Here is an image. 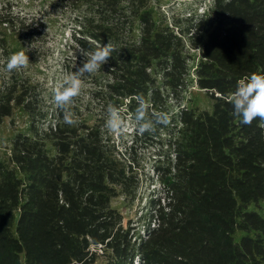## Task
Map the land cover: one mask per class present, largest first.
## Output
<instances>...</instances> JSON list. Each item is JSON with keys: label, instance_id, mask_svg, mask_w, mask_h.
<instances>
[{"label": "trees", "instance_id": "16d2710c", "mask_svg": "<svg viewBox=\"0 0 264 264\" xmlns=\"http://www.w3.org/2000/svg\"><path fill=\"white\" fill-rule=\"evenodd\" d=\"M152 1L54 0L71 13L66 72L77 71L84 52L116 48L84 77L71 106L75 126L47 104L29 67L4 70L24 51L12 45L15 36L38 29L0 13V126L17 113L29 125L0 160V264H264V121L244 125L228 102L238 80L264 74V0H214L183 29V19L158 22ZM191 50L199 56L194 83L213 111L191 105L190 94L171 114L163 99L183 101ZM138 95L151 103L150 116L167 112L173 126L152 133L168 135V154L156 162L163 194L150 200L152 222L139 239L113 205L119 195L135 199L138 172L104 130L107 107L134 116Z\"/></svg>", "mask_w": 264, "mask_h": 264}, {"label": "rangeland", "instance_id": "374dc122", "mask_svg": "<svg viewBox=\"0 0 264 264\" xmlns=\"http://www.w3.org/2000/svg\"><path fill=\"white\" fill-rule=\"evenodd\" d=\"M214 0H153L152 5L156 7L157 21L166 18L169 26L180 22L179 28L183 29L185 20L190 15H200L206 11ZM7 9L8 13L19 14L26 17L29 24L38 31L28 36H15L12 45L30 53L28 67L31 69L32 76L37 77L45 85L44 94L47 104L53 102V90L69 72L63 67L64 59L70 56L64 49L70 42L71 30L68 28L71 17L69 11H59L54 6V0H0V13ZM179 20V21H178ZM70 27V26H69ZM37 33V34H36ZM181 34V30L179 31ZM176 34H178L176 32ZM179 35V34H178ZM11 37V36H10ZM23 41H19L22 40ZM28 42V43H27ZM189 47V46H187ZM190 61L189 67L197 65L199 56L198 52L191 50L188 54ZM194 67L190 69L192 76L187 78L188 92L183 93V101L177 102L173 96H164L163 100H168L169 110L178 112L180 108L186 107V102L190 98L191 105L199 107L201 111L212 113L214 102L210 99L205 91L197 89L195 81ZM185 88V87H183ZM87 98V97H86ZM85 101V100H84ZM123 117L128 120L129 130L124 135L113 134L107 131V136L114 140L123 154L133 165L134 170L138 172L139 187L137 196L132 199L119 195L113 201V205L119 209L124 218V223L130 229L134 238L144 236L147 223L152 222L150 215V200L162 196L163 191L159 182V177L154 173V168L158 159L167 157L168 151L164 142H168V135L156 137L152 133H137L134 123V116L124 114ZM25 115L17 113L12 119H5L0 126V160L7 162L12 152L13 139L18 133L28 134L29 128ZM165 128H173L168 124ZM165 159V158H164ZM164 196V195H163ZM149 218V219H148ZM243 232H237V238L242 237Z\"/></svg>", "mask_w": 264, "mask_h": 264}, {"label": "clouds", "instance_id": "9594fccd", "mask_svg": "<svg viewBox=\"0 0 264 264\" xmlns=\"http://www.w3.org/2000/svg\"><path fill=\"white\" fill-rule=\"evenodd\" d=\"M115 51L116 48L109 42L103 47H97L95 51L82 53L84 60L77 71L66 75L54 88L53 102L62 110L66 125L75 126L79 122V116L71 110V106L84 94L86 89L84 77L99 72L101 66L109 62ZM28 65L29 56L24 51H18L7 59L4 70L9 73L19 72ZM136 101L134 123L140 134L153 133L157 125H167L171 122V116L167 112L154 113L150 116L152 105L144 96L138 95ZM228 102L232 105V115L240 117L244 125L250 126L255 120L264 121V74L253 73L250 77L238 80L235 91L228 97ZM106 111L105 128L113 134H126L129 123L121 110L109 105Z\"/></svg>", "mask_w": 264, "mask_h": 264}]
</instances>
